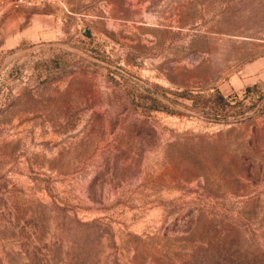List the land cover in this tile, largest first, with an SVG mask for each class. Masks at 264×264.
<instances>
[{"label":"rangeland","instance_id":"rangeland-1","mask_svg":"<svg viewBox=\"0 0 264 264\" xmlns=\"http://www.w3.org/2000/svg\"><path fill=\"white\" fill-rule=\"evenodd\" d=\"M0 264H264V0H0Z\"/></svg>","mask_w":264,"mask_h":264},{"label":"trees","instance_id":"trees-1","mask_svg":"<svg viewBox=\"0 0 264 264\" xmlns=\"http://www.w3.org/2000/svg\"><path fill=\"white\" fill-rule=\"evenodd\" d=\"M259 85L248 86L247 91L258 90ZM249 93H246V97ZM214 99V109H216V114L223 116L227 119L229 116H241L244 115L246 110L243 108L242 104L245 102L244 99L238 100L237 98H228L222 92L217 91L213 95ZM150 107H163L161 104H157L156 100L150 105Z\"/></svg>","mask_w":264,"mask_h":264},{"label":"built area","instance_id":"built-area-1","mask_svg":"<svg viewBox=\"0 0 264 264\" xmlns=\"http://www.w3.org/2000/svg\"><path fill=\"white\" fill-rule=\"evenodd\" d=\"M19 5L24 6H36L47 2V0H14Z\"/></svg>","mask_w":264,"mask_h":264}]
</instances>
